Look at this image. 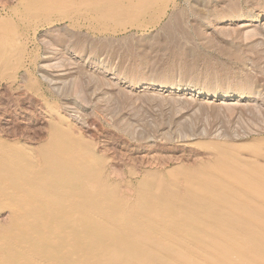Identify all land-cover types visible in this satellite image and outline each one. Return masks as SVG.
I'll list each match as a JSON object with an SVG mask.
<instances>
[{
    "label": "rangeland",
    "instance_id": "obj_1",
    "mask_svg": "<svg viewBox=\"0 0 264 264\" xmlns=\"http://www.w3.org/2000/svg\"><path fill=\"white\" fill-rule=\"evenodd\" d=\"M21 2L0 0V32L17 26L10 39L27 50L0 77L3 138L39 145L62 116L127 189L147 172L209 160L207 143L264 144V0H167L156 19L110 20L109 31L93 18L31 15Z\"/></svg>",
    "mask_w": 264,
    "mask_h": 264
},
{
    "label": "bare ground",
    "instance_id": "obj_2",
    "mask_svg": "<svg viewBox=\"0 0 264 264\" xmlns=\"http://www.w3.org/2000/svg\"><path fill=\"white\" fill-rule=\"evenodd\" d=\"M166 1L21 3L31 15H57L76 24L93 18L97 29L109 31L110 20L124 27L142 26L152 13L156 19L154 6ZM5 27L0 32L3 79L25 52L24 44L9 36L17 26ZM64 119L51 121L47 138L36 146L0 135V214L8 213L0 221V264H264L262 142L207 143L209 160L147 172L127 189L106 177L107 160Z\"/></svg>",
    "mask_w": 264,
    "mask_h": 264
}]
</instances>
